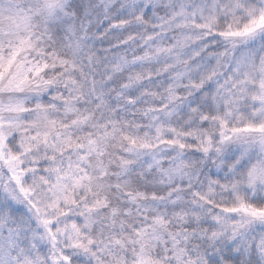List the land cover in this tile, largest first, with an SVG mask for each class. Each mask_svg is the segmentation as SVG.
<instances>
[{"label":"snow or ice","instance_id":"6c2138e0","mask_svg":"<svg viewBox=\"0 0 264 264\" xmlns=\"http://www.w3.org/2000/svg\"><path fill=\"white\" fill-rule=\"evenodd\" d=\"M0 264H264V0H0Z\"/></svg>","mask_w":264,"mask_h":264}]
</instances>
